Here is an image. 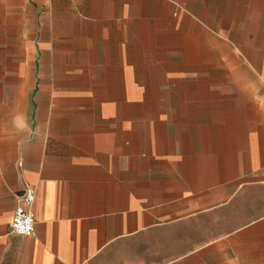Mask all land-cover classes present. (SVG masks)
<instances>
[{"label": "crops", "instance_id": "obj_1", "mask_svg": "<svg viewBox=\"0 0 264 264\" xmlns=\"http://www.w3.org/2000/svg\"><path fill=\"white\" fill-rule=\"evenodd\" d=\"M188 1L0 0V264H264V98L234 177L208 112L195 133L194 105L174 104L161 135L131 102L175 90L171 56L139 40H170ZM27 188L30 237L10 227Z\"/></svg>", "mask_w": 264, "mask_h": 264}, {"label": "rangeland", "instance_id": "obj_2", "mask_svg": "<svg viewBox=\"0 0 264 264\" xmlns=\"http://www.w3.org/2000/svg\"><path fill=\"white\" fill-rule=\"evenodd\" d=\"M191 4L195 14L175 16L179 20L178 29L171 32L170 40L159 26L152 30L147 26L143 32L145 38L139 40V53L171 56L173 62L162 66L170 71L166 83L175 90L159 95L149 89L151 92L146 95L130 98L131 102L150 104L149 109L136 113L150 124L160 119L156 127L161 135L170 133L179 114L169 110L174 104L194 105L195 133L208 112L210 134L220 132L225 136L227 177H234L238 170L234 156L246 150L248 138L259 129L257 120L262 117L254 100L264 98V0H189L188 5ZM5 23L8 17L0 14L2 29ZM139 33L143 35L142 31ZM6 35L0 30V44H4ZM5 50L0 45L2 58L8 54ZM147 65L152 66L155 78L158 68ZM160 75L158 72L157 76ZM222 92L225 102L217 104ZM233 93L237 95L235 100ZM261 109L264 114V107ZM218 121L224 122V127L212 125Z\"/></svg>", "mask_w": 264, "mask_h": 264}, {"label": "built area", "instance_id": "obj_3", "mask_svg": "<svg viewBox=\"0 0 264 264\" xmlns=\"http://www.w3.org/2000/svg\"><path fill=\"white\" fill-rule=\"evenodd\" d=\"M35 197L34 188H27L20 196V204L10 225L12 233L26 237L34 234L36 222L33 215V205Z\"/></svg>", "mask_w": 264, "mask_h": 264}]
</instances>
